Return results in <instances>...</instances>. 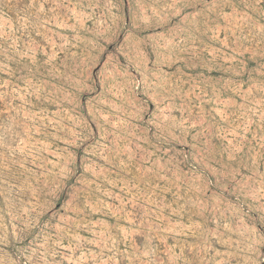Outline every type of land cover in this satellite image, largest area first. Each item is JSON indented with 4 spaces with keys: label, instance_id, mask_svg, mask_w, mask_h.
Masks as SVG:
<instances>
[{
    "label": "rangeland",
    "instance_id": "1",
    "mask_svg": "<svg viewBox=\"0 0 264 264\" xmlns=\"http://www.w3.org/2000/svg\"><path fill=\"white\" fill-rule=\"evenodd\" d=\"M0 264H264V0H0Z\"/></svg>",
    "mask_w": 264,
    "mask_h": 264
}]
</instances>
